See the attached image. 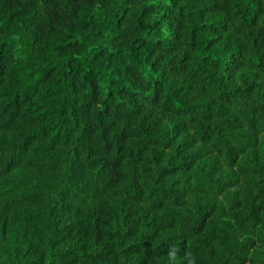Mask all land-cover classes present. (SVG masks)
Wrapping results in <instances>:
<instances>
[{"label":"trees","instance_id":"trees-1","mask_svg":"<svg viewBox=\"0 0 264 264\" xmlns=\"http://www.w3.org/2000/svg\"><path fill=\"white\" fill-rule=\"evenodd\" d=\"M0 264H264V0H0Z\"/></svg>","mask_w":264,"mask_h":264}]
</instances>
